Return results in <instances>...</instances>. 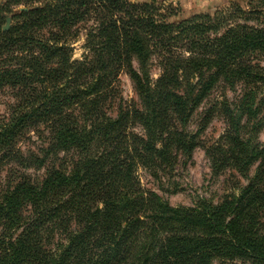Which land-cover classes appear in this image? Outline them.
<instances>
[{"label": "trees", "instance_id": "obj_1", "mask_svg": "<svg viewBox=\"0 0 264 264\" xmlns=\"http://www.w3.org/2000/svg\"><path fill=\"white\" fill-rule=\"evenodd\" d=\"M179 14L168 0H0V92L13 99L0 264H264V0ZM215 118L224 132L205 144ZM201 147L215 177L245 184L187 207L141 183L142 169L175 192Z\"/></svg>", "mask_w": 264, "mask_h": 264}, {"label": "rangeland", "instance_id": "obj_2", "mask_svg": "<svg viewBox=\"0 0 264 264\" xmlns=\"http://www.w3.org/2000/svg\"><path fill=\"white\" fill-rule=\"evenodd\" d=\"M174 6L178 7L180 14L171 18V21L177 22L187 17L199 13H215L217 10H226L234 3H240L243 8L247 7L250 0H168ZM84 37L73 44V58L81 59L84 54ZM136 66V64H135ZM160 72L157 67H153L152 76L157 78ZM120 93L122 98L129 104L139 103L136 95L133 82L125 73L120 76ZM229 97L234 99L236 94L229 93ZM12 97L9 92H0V119L7 114L8 106L12 102ZM110 114L116 115V108L110 109ZM225 124L215 118L209 125L205 135V144H212L224 132ZM264 141V135L261 136ZM38 143L39 141L34 138ZM23 146L27 148H36L38 143ZM139 178L143 186L147 189L156 191L164 199L168 200L173 206L193 207L198 199L205 198L215 203L221 202L227 195L236 191L239 182H245L235 172H226L220 177H215L211 171V162L205 153L204 148L195 150L192 159L187 165H181L176 172V183L178 190L173 192L169 185L164 180L157 181L145 170H139ZM215 264H220L216 262Z\"/></svg>", "mask_w": 264, "mask_h": 264}, {"label": "water", "instance_id": "obj_3", "mask_svg": "<svg viewBox=\"0 0 264 264\" xmlns=\"http://www.w3.org/2000/svg\"><path fill=\"white\" fill-rule=\"evenodd\" d=\"M5 17H6V25L4 26L3 31H7L10 28L12 21L10 16L5 15Z\"/></svg>", "mask_w": 264, "mask_h": 264}]
</instances>
